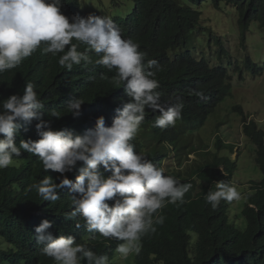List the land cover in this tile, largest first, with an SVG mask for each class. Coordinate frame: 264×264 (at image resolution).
<instances>
[{"label":"clouds","instance_id":"clouds-1","mask_svg":"<svg viewBox=\"0 0 264 264\" xmlns=\"http://www.w3.org/2000/svg\"><path fill=\"white\" fill-rule=\"evenodd\" d=\"M260 4L0 0V76L27 63L29 75L47 81L44 91L27 82L22 95L0 101V170L20 174L38 200L33 215L19 214L29 245L19 252L11 242L10 254L2 241L0 264H134L163 212L184 216L203 196L243 230L244 211L264 205L262 176L238 174L247 157L257 166L243 109L245 80L264 70L249 49L264 37ZM213 19L239 30L234 54ZM96 81L103 91L83 99ZM228 98L242 117L238 136L230 115L206 127ZM186 235L193 258L198 234Z\"/></svg>","mask_w":264,"mask_h":264},{"label":"trees","instance_id":"trees-1","mask_svg":"<svg viewBox=\"0 0 264 264\" xmlns=\"http://www.w3.org/2000/svg\"><path fill=\"white\" fill-rule=\"evenodd\" d=\"M259 8L260 13L256 18L264 28V0H261ZM250 68L255 73L263 69L258 63L251 64ZM27 82H32L37 92L44 91L47 86L45 79L28 74L27 63L22 64L12 73L1 75L0 101L12 94L22 95ZM217 85L220 87L222 82L219 81ZM102 91L100 83L96 81L94 88L81 97L93 98ZM202 121L198 115L192 125ZM243 128L245 136L255 147L257 157L254 161L257 166L254 168H258L262 176L259 185L264 186V130H261L252 119L248 124H243ZM172 136L173 133L170 134L169 139ZM225 161L228 162L224 158L219 163ZM213 176L221 177L220 171L216 170ZM13 178L16 180L13 181ZM20 178L21 175L18 173L12 174L7 169L0 170V244L2 241L9 243L10 254L13 249L11 242L20 252L31 240L30 228L24 217L19 214L33 215L38 207L35 194L28 192V182L21 181ZM215 189L216 186L213 191ZM11 191H15L13 201ZM243 205L242 202L240 207ZM163 216L164 223L155 226L156 231L145 240L141 255L135 258L134 264H264V205L258 206L257 210L249 208L244 211L245 220L241 222H246V226L243 230L228 225L221 211H215L205 203L204 196L189 207L184 216L183 213L179 214L173 209L163 212ZM188 229H193L198 234L193 258H190L187 252L190 244L189 236L186 235Z\"/></svg>","mask_w":264,"mask_h":264},{"label":"rangeland","instance_id":"rangeland-1","mask_svg":"<svg viewBox=\"0 0 264 264\" xmlns=\"http://www.w3.org/2000/svg\"><path fill=\"white\" fill-rule=\"evenodd\" d=\"M103 1H105L106 3H109V0H103ZM113 8L116 10H119V9H123L124 7L122 8L118 6H113ZM212 26L215 28V30H217L218 34L223 36V41L231 46L230 52L234 54L235 52L234 44L238 40L239 30L236 28H231L228 23H224L220 19L219 20L213 19ZM253 31H257V30L253 29ZM256 35L261 38L257 39L258 37H255V39H252L249 45V49L251 52L254 51V54H261L260 62L263 63L264 61V37L261 34H256ZM247 40H250V38ZM238 78H239V74L235 76V82H234L235 89H237L239 86ZM245 84L247 86L246 92L250 96L249 98L250 103L248 105H245V108L243 109V112L246 113L248 116V118H246V121L248 119H252L256 121L260 127L264 128V70H263L262 75L259 78H255L254 80H250L248 78L245 80ZM236 94L239 95L240 92H237ZM232 103H233V100L231 98H228L227 100H225L222 103L221 107H219L215 115L210 118V120L206 124V127L214 131L216 121L222 118H226L227 116L230 115L233 118L230 120L232 126L229 128V130L233 134L238 136L240 134V125H241L242 117L238 113H235L232 110H230V106ZM246 153L249 154L250 156V154H252V151L246 148ZM248 161H249V158L247 157L245 161L241 164V166H244L246 170L239 171L238 174L245 175V171H247L251 173V177H248V178L256 179V177H253V176L260 175V171L252 167V165L247 167L246 163ZM248 178L244 179L243 182H247ZM236 179L242 180L239 178H236Z\"/></svg>","mask_w":264,"mask_h":264}]
</instances>
